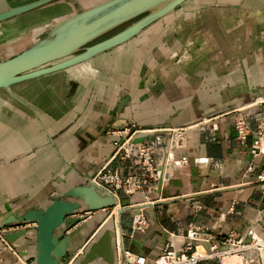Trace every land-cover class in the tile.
<instances>
[{"label":"crops","instance_id":"1","mask_svg":"<svg viewBox=\"0 0 264 264\" xmlns=\"http://www.w3.org/2000/svg\"><path fill=\"white\" fill-rule=\"evenodd\" d=\"M31 1L0 0V11ZM100 1L55 0L0 22V60L30 46L57 20ZM255 10L264 12V0H186L130 38L147 28L169 27L161 45L153 39L147 58H139L142 44L135 51L134 43L125 44L128 39L92 56L87 72L80 66L87 61L80 62L0 88V217L15 208L42 207L62 189L87 183L113 150L116 135L109 131L129 120L140 128L161 129L190 123L202 111L208 115L177 143L156 133L145 137H159L160 162L169 156L162 180L148 184L147 197L120 191L119 199H129V207L119 215L117 206L91 211L84 221L87 234H94L104 218L128 248L149 260L169 240L182 248L191 225L218 241L229 232L244 242L251 234L264 238V181L257 177L264 168V144L253 147L264 104L256 98L237 105L264 89V39L256 30H264V20H240L243 12ZM241 25L238 35L235 27ZM234 44L242 45L244 61L220 66V60L236 56ZM184 57L189 60L182 63ZM221 88L233 93L209 94ZM237 116L248 128L243 141L236 137ZM181 157L186 161L178 163ZM108 167L127 174L133 165L113 158ZM137 212L147 226L131 233ZM6 244L0 235V264L31 263L29 239L16 242L19 252ZM83 244L73 256L83 252ZM245 255L251 264H264V253Z\"/></svg>","mask_w":264,"mask_h":264},{"label":"water","instance_id":"2","mask_svg":"<svg viewBox=\"0 0 264 264\" xmlns=\"http://www.w3.org/2000/svg\"><path fill=\"white\" fill-rule=\"evenodd\" d=\"M52 1L55 0H34L0 11V22ZM185 1L102 0L65 16L51 24L45 35L30 46L0 60V88L8 89L14 83L86 62L92 56L130 39ZM124 23L127 24L98 39ZM252 93L248 98L238 101L237 105L264 98V89L254 90ZM127 98L128 96L120 100L119 107ZM207 115L201 111L190 123L166 127L191 125ZM130 122L134 123L129 120L125 124ZM145 137L146 135L135 136L132 142H141ZM114 148L113 146V150ZM116 204L117 198L95 184L91 176L85 184L62 189L42 207L24 210L15 208L2 215L0 235L16 252H19L16 242L29 239L32 245L30 264H92L96 261L115 264L116 234L109 224H104L103 216L106 213H103V219L94 227H99L98 230H93L94 234H87L88 224L84 222V213L104 210ZM119 204L118 215L129 207V199H119ZM248 241L249 238L245 240ZM81 243H84L83 252L73 256L74 250Z\"/></svg>","mask_w":264,"mask_h":264},{"label":"built area","instance_id":"3","mask_svg":"<svg viewBox=\"0 0 264 264\" xmlns=\"http://www.w3.org/2000/svg\"><path fill=\"white\" fill-rule=\"evenodd\" d=\"M190 127L145 129L130 122L122 128L110 130L109 132L116 135L112 142L115 148L111 155L95 170L92 181L117 198V207H120V191L127 196L137 193L147 197L148 184L162 180L169 156L164 157L163 163L157 158L156 150L159 137H156L155 141L148 138L141 142H132V138L138 135L149 136L156 133L158 136L169 137V140L175 138L174 142L177 143L181 139V134ZM234 128L237 139L243 141L248 128L242 116L235 119ZM262 144H264V116L258 118L256 122L253 147L258 150L262 147ZM113 158L128 160L133 165L132 170L127 174H121L116 169H110L108 164ZM176 161L181 163L186 160L185 157H181ZM257 177L259 180L264 181V168ZM262 191H264V185ZM90 212H86L88 214H85V216L89 215ZM146 226L147 221L144 215L138 212L134 215L131 233L135 231L142 232L146 229ZM185 239L186 241L180 249H177L175 244L169 240L164 244L161 252L154 259L149 260L144 254L136 253L128 248L123 242L122 233L116 232L115 264H199L210 260L216 261L218 264H251L253 259L245 254L250 251L260 252L264 248V238L257 235L251 234L249 241L244 242L241 236L229 232L221 241H218L213 239L211 235H207L202 227L196 225L186 228ZM203 244L206 248H202Z\"/></svg>","mask_w":264,"mask_h":264},{"label":"rangeland","instance_id":"4","mask_svg":"<svg viewBox=\"0 0 264 264\" xmlns=\"http://www.w3.org/2000/svg\"><path fill=\"white\" fill-rule=\"evenodd\" d=\"M221 13V12H220ZM208 14V13H207ZM227 14V10L225 9V11L222 13V15L224 16V15H226ZM243 14L244 15H242V16H240L241 18H240V20L243 22V20H248V21H252V20H255V21H259L258 23H260V22H263V20H264V12H262V11H260V10H255V11H252V12H250V11H248V12H243ZM210 15L208 14V17H209ZM262 20V21H261ZM161 21V20H160ZM241 22V23H242ZM126 23H124L123 25H119L117 28H115V29H113V30H111V31H109V32H107L104 36H106V35H109V34H111L112 32H114V31H116V30H118V29H120L121 27H123L124 25H125ZM168 28L169 27H167V28H165V27H161L159 30H156V31H152V29H150L149 31H148V28L147 29H145L142 33H140L139 35H137V36H135L133 39H129L128 41H126L127 43H125L126 45H128V44H132V43H134V50L136 51L137 50V46H141V44H142V48L141 49H139V58H147L146 56L148 55L147 53H148V48L151 46V48H152V43H153V39H154V41L156 40V41H158L159 43L156 45V46H159V45H161L163 42H164V40L166 39V37H165V33L167 32V30H168ZM235 30H236V33H238V35H242L243 34V25H241V26H237V27H235ZM256 30H258V34H260L261 35V37L264 39V30H260V29H257L256 28ZM260 32V33H259ZM103 37V36H102ZM153 37V38H152ZM165 37V38H164ZM101 38V37H100ZM148 40H150V42H148ZM138 41H140V43L138 42ZM151 43V44H150ZM175 43V42H174ZM181 44H182V42H180ZM124 44V45H125ZM180 44V45H181ZM124 45H121V46H118V47H115V48H113V49H121L122 48V46H124ZM171 45H173V43L171 44ZM181 48H182V46H181ZM131 49V48H130ZM184 49H187V46H183V50ZM233 53L234 54H236V56L235 57H233V58H229V59H224V60H220L221 62H220V66H223V65H227V63H232V64H241V62H243L244 61V59H242L241 58V54H242V51H243V49H242V45L241 44H234V46H233ZM227 52V51H226ZM250 54V53H249ZM251 55V54H250ZM242 59V60H241ZM189 60V57H184L183 59H181V62L182 63H184V61L185 62H187ZM150 62V60H146L145 61V63H147L148 65H149V62ZM151 61H153L152 59H151ZM232 61V62H231ZM262 61H263V63H264V58L262 59ZM87 63H90V61H87L86 63H80V66L81 65H83V64H87ZM157 64H160L159 66H161V64H162V60H160V61H158V62H156ZM171 63V62H170ZM221 79V78H220ZM222 81V80H221ZM229 88V87H228ZM228 88H225V89H223V88H221L220 90H218V91H216V92H210L209 91V94H212V95H214V94H216V95H218V97L219 98H223L224 96H227V95H229L230 93H233L232 92V90L230 91ZM207 93V92H206ZM258 99V100H257ZM256 99V101L258 102L257 104H259V103H262V104H264V99H260V98H257ZM261 101H263V102H261ZM237 112H241L240 110H238ZM238 117V116H237ZM191 125H195V123L194 124H191ZM186 126H189V125H185V126H183V127H186ZM182 127V126H181ZM254 252H257V254H260V253H264V248L263 249H261V251H260V253H258V251H254Z\"/></svg>","mask_w":264,"mask_h":264},{"label":"bare ground","instance_id":"5","mask_svg":"<svg viewBox=\"0 0 264 264\" xmlns=\"http://www.w3.org/2000/svg\"><path fill=\"white\" fill-rule=\"evenodd\" d=\"M81 71H84V72H87L89 69H90V64H83V65H81ZM91 70V69H90ZM261 99H264V98H261ZM258 100V99H257ZM189 126H191V125H189ZM141 204V203H140Z\"/></svg>","mask_w":264,"mask_h":264},{"label":"flooded vegetation","instance_id":"6","mask_svg":"<svg viewBox=\"0 0 264 264\" xmlns=\"http://www.w3.org/2000/svg\"><path fill=\"white\" fill-rule=\"evenodd\" d=\"M127 24V23H126ZM97 40V39H96Z\"/></svg>","mask_w":264,"mask_h":264}]
</instances>
